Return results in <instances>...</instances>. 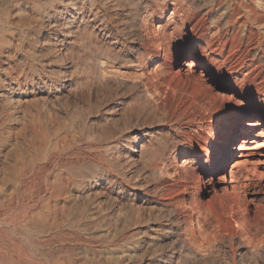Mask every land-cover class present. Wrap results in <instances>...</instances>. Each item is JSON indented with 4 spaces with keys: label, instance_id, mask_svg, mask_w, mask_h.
<instances>
[{
    "label": "rangeland",
    "instance_id": "obj_1",
    "mask_svg": "<svg viewBox=\"0 0 264 264\" xmlns=\"http://www.w3.org/2000/svg\"><path fill=\"white\" fill-rule=\"evenodd\" d=\"M140 1L0 0V264H264L246 256L264 236V64H228L233 29L216 39L194 0H148L152 20ZM183 19L168 44L158 26ZM140 39L163 110L131 82Z\"/></svg>",
    "mask_w": 264,
    "mask_h": 264
},
{
    "label": "bare ground",
    "instance_id": "obj_2",
    "mask_svg": "<svg viewBox=\"0 0 264 264\" xmlns=\"http://www.w3.org/2000/svg\"><path fill=\"white\" fill-rule=\"evenodd\" d=\"M151 1L148 0H141L139 5L134 10L135 14H140L141 10H145L147 12L148 20L154 19L158 11L155 10L153 5L150 3ZM195 6L194 9L191 10V14H193L195 17H200L201 10H205L204 14L202 15V22L203 25L206 26V22L210 19L213 23V27H206L205 29H209L212 31L215 29V35L216 39H224L230 34V30L233 29L232 35L235 36V39L238 41L239 50H237L236 53L231 55V57L228 58V64L235 66L236 63L243 64L244 67H252L257 66L254 68V70L258 67H262L264 64V0H194ZM91 3V2H90ZM165 3V2H164ZM177 3V2H176ZM113 4V3H112ZM131 4V3H130ZM175 4V2H174ZM178 4H176L175 8L177 10H182L181 7H178ZM76 5V4H75ZM81 6V5H80ZM85 6V5H84ZM155 6V5H154ZM86 7V6H85ZM96 7V6H95ZM119 8V7H118ZM128 8V7H127ZM98 10V9H97ZM126 10V9H125ZM86 12V11H85ZM92 12V11H91ZM94 12V11H93ZM116 12V11H115ZM79 13V12H76ZM120 13V12H119ZM81 14V13H80ZM144 14V13H143ZM239 16V19L236 17ZM83 15V14H82ZM146 15V14H145ZM188 15V14H187ZM97 17V16H96ZM131 17V16H130ZM142 17V16H141ZM1 18V17H0ZM80 18V17H79ZM95 18V17H94ZM125 18V17H124ZM97 19V18H96ZM107 19V18H106ZM132 19V18H131ZM3 20V19H2ZM1 20V21H2ZM85 20V19H84ZM120 20V19H119ZM242 21V23L239 22ZM71 22V21H70ZM77 22V21H76ZM4 23V21H3ZM97 23V22H96ZM186 21H182V25L174 24L171 22H166L164 24H161L158 26V30H161L163 33V38L168 44H172L175 41H177L181 37V32L183 28L185 27L184 24ZM70 24V23H69ZM80 24V23H79ZM181 24V23H180ZM123 25V24H122ZM173 25V26H172ZM5 26V24H4ZM1 27V26H0ZM72 27V26H71ZM94 27V26H93ZM104 27V25H103ZM123 27V26H122ZM2 28V27H1ZM0 28V30H1ZM171 28H173L171 30ZM3 29V28H2ZM72 29V28H71ZM134 29V28H133ZM129 30V29H128ZM132 30V29H131ZM130 30V31H131ZM68 31V30H67ZM96 31V30H95ZM111 31V30H110ZM126 31V30H125ZM160 31V32H161ZM2 32V31H1ZM0 32V33H1ZM70 32V31H69ZM109 32V31H108ZM120 32V31H119ZM134 32V31H133ZM109 34V33H108ZM113 34V33H112ZM129 34V33H128ZM100 35V34H99ZM115 35V34H114ZM212 35V36H213ZM106 36V35H105ZM136 36V35H135ZM107 37V36H106ZM118 38V37H117ZM146 38V37H145ZM114 39V38H113ZM121 39V38H120ZM129 39V38H128ZM126 40V39H124ZM130 40V39H129ZM140 43L136 41V43L133 42V45L130 47L129 53L137 58L139 60L137 67H140L142 70L140 75L135 76V79H132L133 85L139 90L141 95L145 98L146 107L150 108L152 111H159L163 110L162 101L159 99V84L161 80L165 79L167 74L163 70V72L160 70V64H157L158 61L154 58V64H157L154 67V78L145 75L146 73L143 72L145 67L142 65V62L144 60L145 54L153 49V46L150 43H143V39H140ZM70 41V40H69ZM114 41V40H113ZM134 41V40H133ZM95 42V41H94ZM126 42V41H125ZM117 43V42H116ZM124 43V42H123ZM70 44V42H69ZM114 44V43H113ZM117 45V44H116ZM63 50V49H62ZM68 50V49H67ZM144 50V51H143ZM96 54V53H95ZM239 55V56H238ZM75 56V55H74ZM131 56V57H132ZM238 56V58L235 57ZM129 60V59H128ZM103 62V61H102ZM227 62V61H226ZM104 63V62H103ZM225 63V62H224ZM105 64V63H104ZM112 64V63H111ZM217 64V63H216ZM103 65V64H102ZM115 65V64H113ZM135 65V64H134ZM84 66V65H83ZM110 66V64L108 65ZM230 66V65H229ZM228 66V67H229ZM240 66V65H239ZM102 67V66H101ZM105 67V65H104ZM127 67V66H126ZM111 68V67H106ZM121 68V67H120ZM119 68V69H120ZM123 68V66H122ZM121 68V69H122ZM115 69V68H114ZM118 69V68H117ZM135 69V68H134ZM229 69V68H228ZM139 70V69H138ZM96 74L101 78L105 79L108 78V71L105 73L104 68H96L95 69ZM106 71V70H105ZM112 71V70H111ZM116 71V70H115ZM119 71V70H118ZM121 71V70H120ZM129 71V70H128ZM87 72V71H86ZM89 72V71H88ZM126 72V71H125ZM168 72V71H167ZM235 72V71H234ZM136 73V72H135ZM133 73V76L135 75ZM148 73V72H147ZM152 73V74H153ZM89 74V73H88ZM94 74V73H93ZM123 74V71L122 73ZM126 74V73H125ZM129 74H131L129 72ZM138 74V73H136ZM236 74V72H235ZM113 75L115 77L116 74H110L109 76ZM119 75V74H118ZM128 75V74H127ZM126 75V76H127ZM111 76V77H113ZM121 76V75H119ZM129 76V75H128ZM132 76V74L130 75ZM132 76V77H133ZM234 76V75H233ZM98 77V78H99ZM122 77V76H121ZM92 78V77H91ZM97 78V77H96ZM116 78V77H115ZM124 78H126L124 76ZM130 77H128L129 79ZM237 78V77H236ZM117 79V78H116ZM127 79V78H126ZM128 86V85H127ZM14 100V99H13ZM19 100V99H18ZM29 100V99H28ZM137 106V105H136ZM139 107V106H138ZM141 112V111H140ZM164 112V111H163ZM165 113V112H164ZM159 115V114H158ZM134 116V115H133ZM132 116V117H133ZM143 116V115H142ZM153 117V116H152ZM139 118V117H138ZM156 118V117H155ZM163 119V118H162ZM152 120V119H151ZM131 121V120H130ZM136 121V120H135ZM145 121V120H144ZM161 121V119H160ZM141 123V122H140ZM157 123V122H156ZM148 124V122H147ZM134 125V124H133ZM143 125V124H142ZM154 125V124H153ZM139 126V125H138ZM152 126V125H151ZM135 127V126H134ZM144 129V128H143ZM154 131V130H153ZM142 133V132H141ZM136 134V133H135ZM139 134V133H138ZM159 135V134H158ZM236 134L234 133L232 136L234 137ZM146 136V135H145ZM248 136V135H245ZM131 137V136H130ZM133 137V134H132ZM135 137V135H134ZM133 137V138H134ZM151 139V138H150ZM247 137H245V140ZM133 140V139H132ZM148 140V139H147ZM173 140V139H172ZM227 140V139H226ZM146 141V140H145ZM229 142L230 140H227L224 142L223 147L221 149L220 155L217 158L214 167L218 168L220 165H222L229 157ZM246 142V141H245ZM143 143V142H142ZM150 143V142H149ZM163 144V143H162ZM173 144V143H172ZM244 146V144L242 145ZM242 148V147H241ZM148 156V155H147ZM132 159V158H131ZM129 160V159H128ZM134 161V160H133ZM130 163V162H129ZM132 163V162H131ZM129 164L128 166H130ZM118 166V165H117ZM123 166V165H121ZM86 167V166H85ZM74 168V167H73ZM129 168V167H128ZM161 169V168H160ZM76 170V169H75ZM121 170V169H120ZM127 170V169H126ZM125 170V171H126ZM85 171V170H84ZM128 172V171H127ZM168 172V171H167ZM86 173V172H85ZM119 173V172H118ZM163 175V174H162ZM76 177V176H75ZM231 177V176H230ZM127 178V176H126ZM93 180V179H92ZM141 185V184H140ZM86 188V187H85ZM84 191V190H83ZM89 191V190H88ZM99 201V200H98ZM94 206V205H93ZM91 209V208H90ZM99 209V208H98ZM101 209V208H100ZM100 211V210H99ZM107 214V213H106ZM105 214V215H106ZM104 215V214H103ZM103 215L101 216L103 218ZM99 217V216H98ZM100 217V218H101ZM101 218V219H102ZM105 218V217H104ZM101 221V220H100ZM108 221V220H107ZM104 223V222H103ZM244 227V226H243ZM248 231V230H247ZM258 232V230H257ZM249 233V232H248ZM261 234V232H260ZM169 235V234H168ZM175 235V234H173ZM178 235V234H177ZM245 235V234H244ZM259 235V234H258ZM257 233H254V238L247 237L248 239V246L246 245L247 251L246 256L249 258H254L257 262L260 257V252L264 248V236L259 238ZM264 235V234H263ZM244 237V236H243ZM258 238L257 240L255 239ZM206 239V236L204 237ZM164 239V238H163ZM181 239V238H180ZM160 240V239H159ZM176 240V239H175ZM208 240V239H207ZM206 241V240H205ZM182 242V241H181ZM204 242V241H203ZM177 243V242H176ZM244 243V242H243ZM180 245V244H179ZM209 245V244H208ZM211 245V244H210ZM209 245V247H210ZM184 246V245H183ZM182 246V247H183ZM173 248V246H172ZM178 248V247H177ZM211 248V247H210ZM171 250V249H169ZM168 250V251H169ZM209 251V250H208ZM213 251V250H212ZM165 252V250H164ZM167 252V251H166ZM170 252V251H169ZM243 253V252H242ZM172 254V253H171ZM245 254V253H244ZM165 255V254H164ZM150 256V255H149ZM155 257H149L148 264H159L157 263V258ZM179 258V257H178ZM191 258V257H190ZM221 258V257H220ZM199 259V258H198ZM243 259V258H242ZM253 259V260H254ZM147 260V259H146ZM190 260V259H189ZM200 261V260H199ZM147 262V261H146ZM225 262V261H224ZM163 263V262H161ZM196 263V262H195ZM258 263V262H257ZM176 264V263H175Z\"/></svg>",
    "mask_w": 264,
    "mask_h": 264
}]
</instances>
